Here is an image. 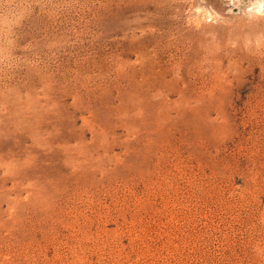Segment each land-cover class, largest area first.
Listing matches in <instances>:
<instances>
[{"label":"rangeland","instance_id":"1","mask_svg":"<svg viewBox=\"0 0 264 264\" xmlns=\"http://www.w3.org/2000/svg\"><path fill=\"white\" fill-rule=\"evenodd\" d=\"M0 264H264V0H0Z\"/></svg>","mask_w":264,"mask_h":264}]
</instances>
